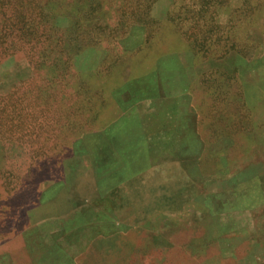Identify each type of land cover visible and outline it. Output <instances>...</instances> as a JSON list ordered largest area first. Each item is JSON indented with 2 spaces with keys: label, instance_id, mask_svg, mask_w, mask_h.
Listing matches in <instances>:
<instances>
[{
  "label": "rangeland",
  "instance_id": "rangeland-1",
  "mask_svg": "<svg viewBox=\"0 0 264 264\" xmlns=\"http://www.w3.org/2000/svg\"><path fill=\"white\" fill-rule=\"evenodd\" d=\"M0 264H264V0H0Z\"/></svg>",
  "mask_w": 264,
  "mask_h": 264
}]
</instances>
